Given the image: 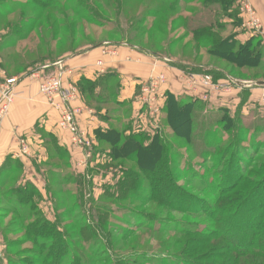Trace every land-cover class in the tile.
Masks as SVG:
<instances>
[{
    "label": "rangeland",
    "instance_id": "1",
    "mask_svg": "<svg viewBox=\"0 0 264 264\" xmlns=\"http://www.w3.org/2000/svg\"><path fill=\"white\" fill-rule=\"evenodd\" d=\"M228 11L224 16L220 4L208 0H0V96L8 80L18 79V86L23 79L36 84L45 106L58 113L57 127L67 134L71 148H62L67 156L61 158L56 138L39 133L44 142L31 146L30 168L38 172L42 191L26 180L27 174L23 177L20 162L10 163L14 175L0 183V264H56L55 258L78 264L71 261L74 251H88L94 264H264V256H241L246 250L242 244L251 241L250 231L242 230L258 220L264 206V85L258 84L264 83V31L248 25L241 4L236 13ZM232 37L241 44L259 39L254 42L258 65L243 66L220 54ZM99 48L107 57H117L121 48L152 60L165 56L174 62L166 66L182 72L193 91L207 86L220 94H207L216 103L193 101L188 112L183 111L187 118L190 114L191 127L181 123L173 130L163 121L167 96L154 103V111L159 109L155 121L145 112L143 88L168 83L164 74H153L139 84V109L133 107V113L141 115L131 119L132 106L117 105L119 80L99 86L97 93L93 90L97 99L92 100L72 79L70 62ZM141 56L131 54L125 63L139 64ZM61 75L64 85L77 94L70 107L87 109L72 129L60 126L62 108L54 106L60 99L41 90L42 82L58 81ZM238 83L253 85L239 90ZM103 98L112 99L98 105ZM190 99L177 100L185 104ZM93 111L105 124L95 135L81 123L83 114ZM111 130L120 134L122 144L131 137L143 144L163 141L168 156L158 166L151 160L144 170L134 161L136 156L113 161L112 146L94 141V136ZM22 145L29 151L26 141ZM129 169L139 175L140 198L118 197L125 191L119 187L131 180ZM253 173L256 177L246 180ZM239 176L250 181L241 180L246 190L234 187ZM177 187L188 196L174 194L166 201L162 194L178 193ZM224 192L240 194L234 203L239 208L216 223L210 217L213 198ZM244 193L247 200L242 199ZM246 207L249 219L244 220ZM227 219L233 223L231 230ZM224 238L234 242L231 247L239 255Z\"/></svg>",
    "mask_w": 264,
    "mask_h": 264
},
{
    "label": "crops",
    "instance_id": "2",
    "mask_svg": "<svg viewBox=\"0 0 264 264\" xmlns=\"http://www.w3.org/2000/svg\"><path fill=\"white\" fill-rule=\"evenodd\" d=\"M240 4L242 12L244 5L248 4L250 6L260 20L261 30L264 31V0H237L236 8L240 7ZM131 54L141 56L127 48H121L117 57H107L104 56L102 49H95L89 54L77 57L70 62V65H74L73 70L75 76L72 79L75 83H79L81 79L95 82L108 73H115L120 86V91L116 96L117 105L121 107L127 105L129 109V106H132V113H130V116L132 115L131 119H133V116L136 118L141 115H137L135 112L133 113L135 110L133 107L139 109V105L137 106L136 104L139 84L142 81H147L153 74H164L167 77L168 83L165 86L166 95L172 94L176 99L186 96L194 100L203 101V96L199 94H208L209 89L207 86L205 88L201 87L197 91V94H193V90L187 86L188 79L184 78V74L179 71L177 72L174 68L166 66L168 63L172 64L174 62L168 61L160 56H157L155 60L150 59L148 56H141V63L130 65L125 63V59L129 55L131 56ZM252 85L238 86L236 84L235 86L239 90H242L243 87H251ZM99 88H96V93L99 92ZM78 95L82 101L79 93ZM110 99L112 98H103V101H100L102 103L98 105L109 104ZM210 99H212V103H216L215 98L210 97ZM57 122L58 113L52 108L45 106L44 100L39 95L38 86L36 84L34 85L30 80L23 79L17 87L16 102L12 106L8 117L0 125V183L11 180L10 178L12 174L14 175L15 167L12 168L10 163L12 161H18L24 166L23 177L27 174L26 180L33 181L37 186L39 182L37 177L39 174L36 169L30 168L32 157L31 146L34 148L37 146L41 147L44 142L41 135H39L41 132L54 136L61 148H64L66 151L67 149L71 151L69 138L67 134L58 129ZM82 122L84 128L89 129L94 135L99 129L105 130L103 120L95 111H93V114L84 113L81 118ZM22 141H26L29 146L28 154L22 155L20 153ZM94 141L97 143V135L94 136ZM39 189L42 191V187H39Z\"/></svg>",
    "mask_w": 264,
    "mask_h": 264
},
{
    "label": "trees",
    "instance_id": "3",
    "mask_svg": "<svg viewBox=\"0 0 264 264\" xmlns=\"http://www.w3.org/2000/svg\"><path fill=\"white\" fill-rule=\"evenodd\" d=\"M66 1H70V0H66ZM209 2H214V3H218L220 4V9L221 11L224 13V16L227 15V11L230 9L231 12H229V14L236 13V1L237 0H208ZM49 2L44 3V6L48 7ZM233 10V11H232ZM174 12H179L178 10H173ZM259 40V39H258ZM256 38L252 37L250 40L247 41V43L245 44H241V43H236V41L234 40V38H229L226 42L228 43V46H226L225 44L221 45H225V47L223 49H221V53L222 55H226V57L232 59L233 61H236L237 63H240L243 66H247L250 64H256L258 65L259 63V53L254 54L255 52V41H258ZM236 46L238 48V50L236 49ZM222 48V47H221ZM156 55V54H155ZM160 57H164L165 59H167L165 56H161V55H157ZM117 75L115 73H108L106 76L102 77L100 80L92 82L89 81L87 79H81L79 81V86L81 89V92L84 94V97L87 99H92V100H96L97 98L95 97L93 90L95 91V89L101 85L103 86H108L109 82H113L116 78ZM232 78V77H230ZM239 84V83H238ZM239 86V85H238ZM116 88H120L119 86V82L118 85L116 86ZM114 87V89H116ZM91 89V90H89ZM89 90V94L88 91ZM92 91V93H91ZM117 96V93L115 95V98ZM114 98V97H113ZM100 100V98H99ZM103 100V99H101ZM194 100L193 98H191L190 100H187V103L185 104H180L178 102V100L175 98V96H173L172 94H168L167 95V100L165 102V106L162 108V115L165 114L166 117L165 119H163V121H167V124L171 127V129L174 130L177 129L176 127L181 126V123H183L184 126L186 125H192V119L190 117V114L188 113V118L186 117V114L183 113V111H187L186 109L191 108L192 107V103ZM188 112V111H187ZM111 133V134H109ZM187 135V134H186ZM98 137V141L100 140H105L106 142H108L109 145L112 146L113 148V161H118L120 159H126V157L128 156H136V160H134L135 162H137V164L141 167V170L146 169L145 164H148L151 160L154 159V161H157L155 164L158 166V164L160 163V159H165L168 154H164V150L166 148V146L163 147V141H161V145H159L158 142H153L152 144H143V141H136L135 139H137L136 137H131L127 140H125V142L122 144L121 141V136L118 132H113L112 130L110 132H103L102 135H97ZM105 137H108L105 139ZM52 138V137H51ZM140 138V137H138ZM55 149L57 152V155L61 158H64L67 156V152L63 151V149L58 146L57 142L55 143ZM120 153V154H119ZM122 155V156H120ZM253 162V161H252ZM145 166V168H144ZM129 172L128 176H131V180L129 182V185L126 184L124 186V184H122V186L119 187V189H124L125 191L122 192V194H119L118 197H129L133 196V198H140V194L138 192V183L139 180L137 178H139V175H137L135 177V173H133V170L129 169L127 170ZM248 179L246 180H250L253 179V177H256V174H251L248 175ZM239 176L236 181L234 182L235 184V188L239 187L240 185V189L242 190H246L245 189V185L242 187V182L241 180L242 177ZM165 179L169 180L168 176L164 177ZM245 179L243 181H246ZM245 183H250V181H246ZM233 187V188H234ZM180 192L178 193H172L169 194L168 192L165 191L164 195L166 198V201L169 199H173L177 196H179L180 194H185L186 196H188L183 192V190H181L179 187H177ZM237 189V188H236ZM239 189V188H238ZM33 191V190H32ZM231 193V192H230ZM174 194L176 195L174 197ZM238 194V193H237ZM240 195V194H239ZM231 196V195H227L226 192L221 193L220 195H218L217 197L213 198L214 201V209L211 211V219H214L216 223H218V221L222 218V216H226L229 212H233L235 209L239 208L236 206L235 201H237L238 199H240L238 196ZM248 194L244 193L243 194V198L247 200V196ZM242 196V194H241ZM247 196V197H246ZM107 197V195H106ZM163 207L165 208H169V206L167 205H163ZM262 212L261 214H259V218L257 221L253 222V224H251V226L249 224L245 225L244 230H242V232H249L250 231V243L245 242V245H243V247L246 250H243L242 255L243 257L245 256H264V206L262 208ZM247 211L242 212L241 214L243 216H241L242 219H249V214H248V207H246ZM244 213V214H243ZM247 214V215H246ZM252 215V214H250ZM254 217V216H253ZM256 219V218H254ZM252 219V220H254ZM228 220V219H227ZM226 227L228 230H231L233 227V223H230L229 220L226 223ZM244 227V226H243ZM46 229V226L43 227L42 230H40L39 232L43 231ZM213 237H219L214 235ZM246 238V236H245ZM225 241H228V244H231V241L227 238H224ZM234 242H232L233 244ZM229 246H233L232 244ZM239 244V243H238ZM237 244V245H238ZM76 246H80V242L78 241V244L76 243ZM241 246V245H240ZM231 249L233 251H235L238 255L240 254L236 249H233L231 247ZM73 254L71 255L72 257V262L77 261L78 264H94V261L92 259V255H89V252L87 251L88 254L86 255H82L79 252H72ZM47 256H49V254H46ZM52 257V256H51ZM50 257V259H51ZM66 258H60L57 259L55 258V262L56 264H65ZM114 264H124L123 261H114ZM228 264H239L238 262H233V261H228Z\"/></svg>",
    "mask_w": 264,
    "mask_h": 264
},
{
    "label": "built area",
    "instance_id": "4",
    "mask_svg": "<svg viewBox=\"0 0 264 264\" xmlns=\"http://www.w3.org/2000/svg\"><path fill=\"white\" fill-rule=\"evenodd\" d=\"M243 13H245L248 16L247 20H249V23H248L249 26H251L252 28L261 30L260 20L258 19L256 13L250 7L246 6L243 9ZM161 79H163L162 76H161ZM17 84H18V79L8 80L7 87L4 90H2V94L0 96V118H2L7 111L9 112L10 107L15 101L14 90L16 86H18ZM159 84H162V83H159ZM159 84H155L156 87H154L153 89H151L149 86H145L142 92L143 97H144L143 106L145 108V112H147L146 113L147 116H150V118L154 119V121L155 119L158 118V115L156 114L159 112V109H156V111H154V103H157V102L161 103L167 96L165 92L166 90L164 88L166 83L163 84L161 87L159 86ZM224 86L226 87V84ZM42 89L45 91H49L50 95L53 98L60 99V103H58V105L57 104L54 105V106H58L62 108L63 116L60 121L61 122L60 126L63 127L64 129V127H66V124H68L70 129H72L73 127L76 128L77 126L76 122H77L78 116L87 109L80 108V109L74 110L73 108L70 107V104L72 103V101L77 99V94L74 95L71 90L72 88H67V86L64 85V80H63L62 75H61V79L58 81L47 79L44 82H42L41 90ZM213 89L209 88V93L211 95L220 94V93H213L214 91ZM149 91L152 92V94L149 93ZM225 91L228 93L227 88L225 89ZM150 94L151 96L147 100V97H149ZM193 94H197V91L196 90L193 91ZM203 99L207 101L210 99V97H208L206 94V96L203 97ZM50 100H53V99H50ZM261 101L264 106V91L262 92V95H261ZM80 143L82 144L83 142H80ZM86 143L87 145H90L88 141H86ZM20 153L22 155L28 154L29 153L28 147L26 145H22Z\"/></svg>",
    "mask_w": 264,
    "mask_h": 264
},
{
    "label": "water",
    "instance_id": "5",
    "mask_svg": "<svg viewBox=\"0 0 264 264\" xmlns=\"http://www.w3.org/2000/svg\"><path fill=\"white\" fill-rule=\"evenodd\" d=\"M258 84H259V85H264V83H263V82H259ZM239 85H242V84H239Z\"/></svg>",
    "mask_w": 264,
    "mask_h": 264
}]
</instances>
